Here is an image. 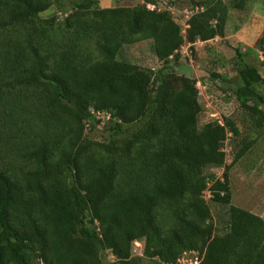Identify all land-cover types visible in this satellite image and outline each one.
Wrapping results in <instances>:
<instances>
[{"label":"trees","instance_id":"trees-1","mask_svg":"<svg viewBox=\"0 0 264 264\" xmlns=\"http://www.w3.org/2000/svg\"><path fill=\"white\" fill-rule=\"evenodd\" d=\"M59 1L0 0V264H133L136 240L160 264L192 252L198 264H264V218L232 203L230 180L258 136L227 164L239 126L200 125L198 79L173 66L185 44L224 38L248 0L194 1L185 29L158 0L43 15ZM146 40L159 68L119 58ZM235 50L234 94L264 130V76ZM101 125L106 139L90 138ZM206 190L227 209L223 227Z\"/></svg>","mask_w":264,"mask_h":264},{"label":"rangeland","instance_id":"rangeland-1","mask_svg":"<svg viewBox=\"0 0 264 264\" xmlns=\"http://www.w3.org/2000/svg\"><path fill=\"white\" fill-rule=\"evenodd\" d=\"M78 0H60L56 5L46 10L43 15L56 14L60 19L65 16L61 11ZM144 0H99L100 7L134 6ZM194 1L200 0H158V9L171 10L175 20L183 28L187 27V20L196 11ZM231 0H226L230 3ZM264 0H248L243 9H230L224 38L217 37L213 40L195 44H185L180 51V59L173 66L178 73L186 74L198 79L199 99L203 110L200 115V125L224 117L232 118L241 130L237 137L229 135L225 141L224 150L227 153V164H231L236 154L242 147V139L258 136L253 149L235 163L230 169L233 200L236 206H246L264 213V130H255L250 114L245 110L236 95L234 88L242 83L237 69L240 57L235 48L240 47V52L246 62L257 66L264 76L262 65L263 54L260 46L264 43ZM119 58L142 66L159 68L161 63L157 59L152 40L141 41L125 45L120 51ZM90 138L105 140L104 126H98L89 134ZM223 168H212L208 172H215L221 177ZM206 200L212 209L214 219L219 227H223L227 216V209L211 200L209 190L204 192ZM137 242V243H136ZM144 241L136 240L133 243V264H160L156 260L148 259L143 254ZM197 253H187L186 259L195 261ZM110 255L105 259L107 263L113 260ZM188 264V263H187Z\"/></svg>","mask_w":264,"mask_h":264},{"label":"built area","instance_id":"built-area-1","mask_svg":"<svg viewBox=\"0 0 264 264\" xmlns=\"http://www.w3.org/2000/svg\"><path fill=\"white\" fill-rule=\"evenodd\" d=\"M148 7L150 8V9H154V8H156V6L154 5V4H148ZM137 243V242H136ZM192 253H196V252H192ZM186 255H187V253H185L182 257H180L178 260H177V263H175V264H198L199 263V258L197 257V259L195 260V261H193V260H188V259H186ZM170 264H172V263H170Z\"/></svg>","mask_w":264,"mask_h":264},{"label":"crops","instance_id":"crops-1","mask_svg":"<svg viewBox=\"0 0 264 264\" xmlns=\"http://www.w3.org/2000/svg\"><path fill=\"white\" fill-rule=\"evenodd\" d=\"M250 153V152H249ZM231 179V178H230ZM231 184H232V182H231ZM233 190V189H232ZM233 200V199H232ZM240 207H243V208H245V209H247V210H249V211H251V212H253V213H255V214H258V215H260L261 217H263L264 218V213H261V212H258L256 209H249V208H247L246 206H240Z\"/></svg>","mask_w":264,"mask_h":264}]
</instances>
